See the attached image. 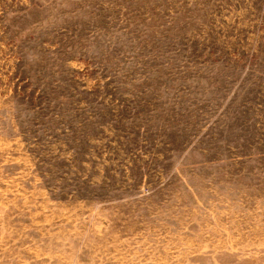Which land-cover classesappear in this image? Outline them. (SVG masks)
I'll return each instance as SVG.
<instances>
[{
    "label": "rangeland",
    "instance_id": "374dc122",
    "mask_svg": "<svg viewBox=\"0 0 264 264\" xmlns=\"http://www.w3.org/2000/svg\"><path fill=\"white\" fill-rule=\"evenodd\" d=\"M0 264H264V0H0Z\"/></svg>",
    "mask_w": 264,
    "mask_h": 264
}]
</instances>
